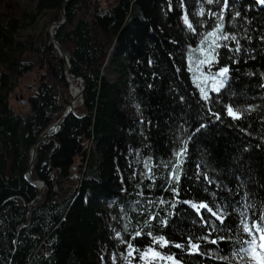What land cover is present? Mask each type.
Listing matches in <instances>:
<instances>
[{"label": "trees", "instance_id": "16d2710c", "mask_svg": "<svg viewBox=\"0 0 264 264\" xmlns=\"http://www.w3.org/2000/svg\"><path fill=\"white\" fill-rule=\"evenodd\" d=\"M193 1V32L176 0H35L29 16L0 6V264H101L108 254L114 264H255L264 3ZM62 6L64 23L51 34L83 90L35 147L30 179L43 190L25 207L38 192L24 177L31 149L71 95L47 46L46 26L61 21ZM43 15L41 30L21 35L26 17ZM111 50L108 81L101 71ZM224 69L220 88L202 98L193 77ZM30 72L36 86L15 113L10 95Z\"/></svg>", "mask_w": 264, "mask_h": 264}, {"label": "rangeland", "instance_id": "374dc122", "mask_svg": "<svg viewBox=\"0 0 264 264\" xmlns=\"http://www.w3.org/2000/svg\"><path fill=\"white\" fill-rule=\"evenodd\" d=\"M94 1L96 3H99L100 6L109 4L111 2V0ZM34 2L35 0H0V6L3 4H8L9 7L25 14V16H29L30 14H32V7ZM176 9L183 20V26L187 28L189 32H193V24L200 17V11L196 8V3H194L193 0H176ZM47 20V15L34 16L32 21H29V19L26 17V19H24L21 24V35L24 36L37 33L42 29V27L46 25ZM46 29L51 33L53 26L47 25ZM205 35L207 34L204 33L199 37L197 42L198 46H200L201 42L205 39ZM209 41L211 46L215 45L214 36H210ZM112 55L113 51L111 50L104 63L103 70L101 71V75L108 81L111 80L112 76H116V71L111 63ZM221 72H223V70L217 71L216 74L203 72V74H201L202 77H193V81L198 86L199 94L202 98L205 99L209 93L216 92L220 88V86L222 85V79L224 77V75L220 74ZM36 80V73L30 72L24 75L23 78L18 82L15 93L10 95L11 107L15 113H24L26 111L25 103H20L18 100V96L20 95L22 100L25 101L34 90L36 86ZM73 86L79 89L78 82H74ZM226 114L227 116L233 118V116L229 115L228 110L226 111ZM258 245H264V241H258ZM262 251H264V247L257 246L254 250L251 248L250 254L253 257L255 264H264V253H262ZM101 264H114L113 255H106L104 260L101 259Z\"/></svg>", "mask_w": 264, "mask_h": 264}, {"label": "water", "instance_id": "95a60500", "mask_svg": "<svg viewBox=\"0 0 264 264\" xmlns=\"http://www.w3.org/2000/svg\"><path fill=\"white\" fill-rule=\"evenodd\" d=\"M65 4V2L63 3V5ZM60 13H61V21L58 23H52L51 26H53L54 28L59 27L60 25H62L64 23V16H63V6L60 9ZM47 46H51L53 48V50L55 51L57 57L62 61L63 66H64V73L66 75V82L68 83V89H69V94H70V85H69V80L71 81H75L78 82L79 84V89H78V94L77 97L79 98V103H80V97L82 94V90H83V84L80 78H75L73 77L70 72H69V66H68V62H67V58H66V53L64 51L63 48H61L59 46V44L52 38V34L50 32H48V44ZM18 100L20 103L24 104L25 101L22 100L21 96H18ZM74 102V98L71 97L70 95V100L68 102V105L65 107V110L63 111L62 115L60 116V118L58 120H56L52 125H50L45 131H43L41 133V135L37 138V140L35 141L31 152H30V160H29V165H28V169L24 175L25 180L30 184L33 185L37 188L38 192L35 195L34 199L32 202L26 204L24 203L25 207H29L31 206L35 201H37V199L39 198V195L41 194L42 190H43V183L41 181H33L30 179V173H29V169L31 167L32 164V160L34 157V150L35 147L44 139L51 137L53 135H55L57 133V131L59 130L60 124L65 120V118L70 115L73 114V108H72V104Z\"/></svg>", "mask_w": 264, "mask_h": 264}, {"label": "snow or ice", "instance_id": "6c2138e0", "mask_svg": "<svg viewBox=\"0 0 264 264\" xmlns=\"http://www.w3.org/2000/svg\"><path fill=\"white\" fill-rule=\"evenodd\" d=\"M261 3H264V0H260ZM214 35V34H213ZM227 72V69H224L223 72H221L220 74L221 75H224V73ZM228 112H229V115L233 116V118L235 119H239V114L237 113H233L232 109L229 108L228 109ZM201 208L205 207V205H200ZM219 218V217H218ZM245 231H249L250 234H251V230L245 226ZM258 240L260 241H264V232L261 233V235L257 238V237H254L251 241H250V246L251 248L254 250L257 246H260V247H264V245H258Z\"/></svg>", "mask_w": 264, "mask_h": 264}, {"label": "bare ground", "instance_id": "6f19581e", "mask_svg": "<svg viewBox=\"0 0 264 264\" xmlns=\"http://www.w3.org/2000/svg\"><path fill=\"white\" fill-rule=\"evenodd\" d=\"M72 82L73 81L69 80V83H70V92H71V95H72L71 97L74 98V102L72 104V108H75L76 105L79 103V101H78L79 98L77 97L78 89L75 86H73Z\"/></svg>", "mask_w": 264, "mask_h": 264}]
</instances>
